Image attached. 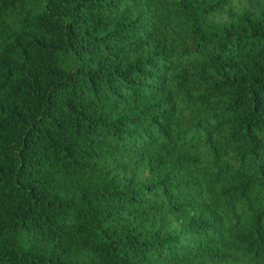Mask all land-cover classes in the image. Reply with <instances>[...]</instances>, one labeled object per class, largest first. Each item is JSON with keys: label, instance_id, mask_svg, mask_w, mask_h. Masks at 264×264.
Here are the masks:
<instances>
[{"label": "trees", "instance_id": "obj_1", "mask_svg": "<svg viewBox=\"0 0 264 264\" xmlns=\"http://www.w3.org/2000/svg\"><path fill=\"white\" fill-rule=\"evenodd\" d=\"M0 264H264V0H0Z\"/></svg>", "mask_w": 264, "mask_h": 264}]
</instances>
